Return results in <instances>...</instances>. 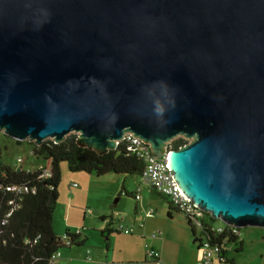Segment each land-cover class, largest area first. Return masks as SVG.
<instances>
[{"label":"water","instance_id":"95a60500","mask_svg":"<svg viewBox=\"0 0 264 264\" xmlns=\"http://www.w3.org/2000/svg\"><path fill=\"white\" fill-rule=\"evenodd\" d=\"M0 132L101 154L133 133L158 158L193 139L180 190L264 228V0H0Z\"/></svg>","mask_w":264,"mask_h":264},{"label":"trees","instance_id":"16d2710c","mask_svg":"<svg viewBox=\"0 0 264 264\" xmlns=\"http://www.w3.org/2000/svg\"><path fill=\"white\" fill-rule=\"evenodd\" d=\"M7 138L23 145L21 141ZM78 141L79 135L71 134L58 144L53 140L42 145L27 142L33 147L32 155L44 162L41 168L34 170L16 168L9 159L5 160L8 155L0 148V264H50L54 254L68 248L54 230L63 163H67L71 172L98 177L108 174L143 176L144 161L130 153L122 143L116 150L101 154L81 146ZM187 144L186 140L178 139L169 146L177 151ZM13 186L29 188L30 192L18 195L9 191ZM217 221L204 212L200 221L203 233L212 243L229 237L233 258H228L227 263L235 264L245 244L230 234L229 227L223 233L218 232ZM65 236L72 242L70 247L80 246L84 241L81 232L68 230Z\"/></svg>","mask_w":264,"mask_h":264},{"label":"crops","instance_id":"0c3cea01","mask_svg":"<svg viewBox=\"0 0 264 264\" xmlns=\"http://www.w3.org/2000/svg\"><path fill=\"white\" fill-rule=\"evenodd\" d=\"M140 177L143 181L137 185V190L130 192L126 186H123L121 192H118L119 202L114 205L118 212H114L110 204L106 205L111 200V194L106 189L105 191L102 190L101 193L106 195L103 202H96L94 213L90 212L89 208L84 207L85 203L83 206L74 203L75 197L81 199L82 196L88 193L89 187L93 183H97L96 178H101L94 174L80 172L79 175L73 178L72 181H80V185L71 181V186L79 188L78 191H70L69 193L66 188L61 191L63 194H60L59 191V197H62L63 200L62 206L64 207L66 202L67 204L63 216H61L62 212L59 211V205L57 204L54 230L57 236L61 238L65 236L68 230L73 232L80 230L84 241L80 246L68 247L62 250V257L57 261V264H156L153 258L148 255L149 250L159 251L163 264H197L200 261L202 251L198 243L194 242L195 246L191 244L192 239H198L200 236L198 224L172 207L167 198L155 192L145 178ZM147 186L151 189L152 196L145 199L142 194ZM123 195L136 200L138 204L136 215L142 210L144 217L127 219L122 215L126 212L124 207L121 206V203L125 200ZM138 195L140 200L136 199ZM152 210L153 216L149 217L148 214ZM165 215H168L171 220H175L176 217L186 219V221L179 222L181 233H174L170 228L169 230L166 229ZM99 223H103V225ZM86 224L96 226L92 229L93 233L92 231L90 233L84 232ZM120 224L124 225L125 228L133 229V233L130 235L123 233L119 228ZM148 225L150 228L157 226L160 229L158 233L153 234L152 239L154 241L152 242V239L146 236L144 230H142L147 229ZM161 227L166 229V235H164L165 232ZM96 235H99L101 240L98 237L96 238ZM245 235L248 238H244ZM240 240L244 242L245 248L235 264H264V232L257 229L243 232L241 228ZM227 257L233 258L230 252Z\"/></svg>","mask_w":264,"mask_h":264},{"label":"built area","instance_id":"2783aa9c","mask_svg":"<svg viewBox=\"0 0 264 264\" xmlns=\"http://www.w3.org/2000/svg\"><path fill=\"white\" fill-rule=\"evenodd\" d=\"M135 134L127 133L124 135L123 139L119 142V144H123L126 146L128 151L143 160L145 163V170L143 177L147 181V183L157 192L159 195L167 198L172 207L178 209L182 213H184L187 218L193 222L198 224L200 229V236L198 237V245L202 251V257L197 264H225L227 263V255L232 250V246L228 244L229 237H226L223 241L212 243L210 242L205 234L203 233V228L201 224V219L204 216V210L195 206L194 202L185 196V194L178 187L175 179H174V171H171L169 154L173 151L169 146L174 140L184 139L187 141V145H189L192 141L191 139H186L184 136H179L168 145L166 153L161 157H154L151 152L150 144H147L141 141L139 138H134ZM185 145L184 147H186ZM21 161V160H20ZM19 161V162H20ZM16 168H24L22 167V163L19 164ZM77 186V185H76ZM11 192H15L18 195L27 194L30 192L29 188H22L13 186L9 189ZM34 192V191H32ZM137 200H140V196H136ZM91 212V211H90ZM153 210L148 214L149 217L153 216ZM229 227L230 234L240 239V227L234 225H227L225 223H221V225H216L218 232L223 233L225 228ZM120 230L130 235L133 233V229L125 228L124 225H119ZM78 230L76 233H80ZM156 237V235H154ZM62 244L66 247H70L72 242L66 236L63 237ZM148 255L153 258L156 264H163L161 261L160 252L156 250H149ZM62 257V251H58L51 258L50 264H57V261Z\"/></svg>","mask_w":264,"mask_h":264},{"label":"rangeland","instance_id":"374dc122","mask_svg":"<svg viewBox=\"0 0 264 264\" xmlns=\"http://www.w3.org/2000/svg\"><path fill=\"white\" fill-rule=\"evenodd\" d=\"M191 141H193V139H191ZM27 142L30 141H23V145L19 146L15 143V141H10V139L7 138V136L4 134V132H0V148L2 149L3 153L7 154L8 156L6 157L5 155V160H10L16 167H18V162L19 164L22 163V167H24L25 169H39L42 167V165H44V162L42 160H37L33 155H32V145H29ZM171 142H168L166 144V148L165 150H167L168 145ZM8 148V150H5V148ZM63 170H62V182L59 186L58 191H61L66 188V191L70 193V191H78L79 188H73L71 186V181L73 180V178L76 177V175H79L80 172L74 173L71 172L68 169V165L67 163H63L62 164ZM87 175V174H85ZM97 183H93L88 190V193H86V195L82 196V198H74V203L76 205H82L84 204V207L89 208V210L91 212L94 213L95 211V204L97 201H101L103 202V199L105 197L106 194H103L101 192H103L102 190L105 191V189L107 190V192L109 194H111V200L108 201V203H106V205L110 204L112 207V210L114 212H118V209L116 207H114V205L116 204V202H119V195L118 192H121V189L123 188V186H126L127 190H129L130 192L137 190V185L142 183V179L140 176L138 175H117V174H109V175H105L102 176L101 178H96ZM76 183L77 185H80V181L76 180V181H72V183ZM146 185V184H145ZM143 197L145 199L150 198V196H152L151 194V189L149 188V186H147L146 190L144 191V193L142 194ZM125 200L121 203V206L124 207V210L126 211L125 213H123L122 215H124L125 218L127 219H135L136 217L142 218L144 217L143 211L140 210L139 214L136 215V207H137V202L134 198H130L126 195H123ZM161 201V200H160ZM62 197H59V201H58V208L59 211L62 212L61 216H63L64 211H65V206L67 204V202L65 203L64 207L62 206ZM105 202V200H104ZM162 202V201H161ZM120 204V203H119ZM96 214V213H95ZM60 216V217H61ZM100 221V220H99ZM165 221L167 223H165L166 225V229L169 230V228L174 232V233H181L179 231V227H180V221H186V219L184 217H179L175 220H171L170 218H168V215H165ZM150 222V221H149ZM222 221L218 220L216 225L221 224ZM100 225H103V223H99ZM92 227V228H91ZM96 228V226L94 224H86L84 227V232L85 233H90L92 231V233L94 232L92 229ZM162 230H164V235L167 234V231L164 227H161ZM253 229H257L260 231L264 232V229L258 228V227H244L242 228L243 232H247V231H251ZM144 230V234L146 236H148L149 238L152 239V236L155 232H159V227L157 226H153L152 228L149 227V225L147 226V229H142ZM64 234V233H63ZM100 238L99 235H96V238ZM244 238H248L247 235H245ZM148 241V240H145ZM154 241L153 239L151 240V242ZM152 244V243H150ZM191 244L193 246H195L196 244L194 243V239L191 240Z\"/></svg>","mask_w":264,"mask_h":264},{"label":"clouds","instance_id":"9594fccd","mask_svg":"<svg viewBox=\"0 0 264 264\" xmlns=\"http://www.w3.org/2000/svg\"><path fill=\"white\" fill-rule=\"evenodd\" d=\"M184 148V147H183Z\"/></svg>","mask_w":264,"mask_h":264}]
</instances>
